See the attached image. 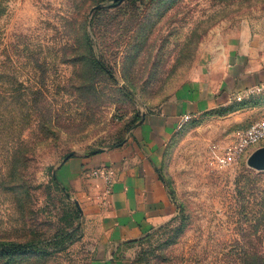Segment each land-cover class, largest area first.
Returning a JSON list of instances; mask_svg holds the SVG:
<instances>
[{"label":"rangeland","instance_id":"374dc122","mask_svg":"<svg viewBox=\"0 0 264 264\" xmlns=\"http://www.w3.org/2000/svg\"><path fill=\"white\" fill-rule=\"evenodd\" d=\"M112 2L0 0L13 127L10 139L0 126V264H264V170L247 165L253 148L229 156L264 111V82L217 92L236 55L264 64V0ZM197 88L217 97L178 127L181 113L163 151L175 217L145 239H97L59 166L120 145Z\"/></svg>","mask_w":264,"mask_h":264},{"label":"crops","instance_id":"0c3cea01","mask_svg":"<svg viewBox=\"0 0 264 264\" xmlns=\"http://www.w3.org/2000/svg\"><path fill=\"white\" fill-rule=\"evenodd\" d=\"M237 57L235 72L220 84L218 94L229 97L246 86L264 82V64L247 53ZM207 92L193 89L185 96L188 101L165 105L160 113L147 116L134 135L118 146L73 156L61 163L58 177L78 195L86 223L92 221L96 226L97 239L117 243L145 239L175 217L177 205L160 176L163 151L177 117L202 109L207 99L217 97V92L210 96ZM100 167L113 168L110 184L92 174Z\"/></svg>","mask_w":264,"mask_h":264},{"label":"built area","instance_id":"2783aa9c","mask_svg":"<svg viewBox=\"0 0 264 264\" xmlns=\"http://www.w3.org/2000/svg\"><path fill=\"white\" fill-rule=\"evenodd\" d=\"M252 91V90H251ZM237 99H241V95L237 94ZM190 115L184 113L178 119V127L183 125ZM264 145V111L261 115L253 121L245 130H243L238 136L235 144L232 146L229 151L230 158H235L246 153L249 149L253 148L254 150L257 147ZM113 168L111 167H100L92 171V174L95 176H101L105 178L106 183L110 184L113 178Z\"/></svg>","mask_w":264,"mask_h":264},{"label":"trees","instance_id":"16d2710c","mask_svg":"<svg viewBox=\"0 0 264 264\" xmlns=\"http://www.w3.org/2000/svg\"><path fill=\"white\" fill-rule=\"evenodd\" d=\"M117 3L118 2H116V4ZM7 92H8V90H6V91L5 90L4 91L3 90H0V97H3V95H6L7 97H9L10 95ZM1 103H2V100L0 99V106H1ZM9 114H10L9 111L8 112H4V111H2V109H0V126H3V128H8V135H7V137L10 138V139H12L13 137H12L11 134L13 133V131H12L13 130L12 129L13 127H12V124L10 122H8V120H7V117H8ZM4 121H6V124L4 123ZM160 176L163 179V181L165 182V179L163 178V176L161 174V171H160ZM165 184H166V182H165ZM166 186H167V184H166ZM169 192H170V194L172 196V193H171L170 189H169ZM31 247H34V243H29V242H25V243H13L11 245V247H10V252L11 253H20L22 251L27 250L28 248H31Z\"/></svg>","mask_w":264,"mask_h":264},{"label":"water","instance_id":"95a60500","mask_svg":"<svg viewBox=\"0 0 264 264\" xmlns=\"http://www.w3.org/2000/svg\"><path fill=\"white\" fill-rule=\"evenodd\" d=\"M122 0H113L111 5H115L116 2H120ZM104 3L97 4L94 8L104 6ZM247 165L250 168L256 169V170H264V145L255 148L251 151V153L247 157Z\"/></svg>","mask_w":264,"mask_h":264}]
</instances>
